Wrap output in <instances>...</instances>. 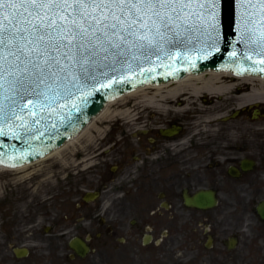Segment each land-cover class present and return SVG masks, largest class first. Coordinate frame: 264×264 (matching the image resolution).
<instances>
[{
    "label": "rangeland",
    "instance_id": "obj_1",
    "mask_svg": "<svg viewBox=\"0 0 264 264\" xmlns=\"http://www.w3.org/2000/svg\"><path fill=\"white\" fill-rule=\"evenodd\" d=\"M205 98L203 93L189 105L178 99L160 110L140 96L127 97L112 110L131 108L132 121L120 115L103 119L97 123L103 131L94 130V139L83 138L75 150L23 171L1 169L0 264H264V225L251 212L226 210L225 201L209 210L184 205L183 187L193 192L213 184L212 177L171 187L167 170L157 179L149 171L143 178L136 171L138 151L151 136L149 125V131L140 130L142 118L150 125L155 115L177 122L192 118L188 138L207 156L205 146L229 143L231 120L225 117L231 115L233 95L216 97L215 104ZM221 162L224 170L231 164ZM241 182L224 176L220 187L240 188ZM249 188L264 197V179ZM87 191L102 194L86 203ZM87 235L93 237L91 253L72 258L70 240ZM17 247L28 248L29 255L17 257Z\"/></svg>",
    "mask_w": 264,
    "mask_h": 264
},
{
    "label": "snow or ice",
    "instance_id": "obj_2",
    "mask_svg": "<svg viewBox=\"0 0 264 264\" xmlns=\"http://www.w3.org/2000/svg\"><path fill=\"white\" fill-rule=\"evenodd\" d=\"M221 3L0 0V136L13 129L20 138L15 130L31 132V125L64 109L79 110L76 101L87 103L89 88L127 82L130 75L117 74L131 73L133 65L143 74L154 71L141 67L153 58L186 60L176 51L182 46L202 45L197 51L203 58L218 53ZM233 5L237 43L244 48L230 59L249 61L253 67L244 72L264 73V0Z\"/></svg>",
    "mask_w": 264,
    "mask_h": 264
},
{
    "label": "water",
    "instance_id": "obj_3",
    "mask_svg": "<svg viewBox=\"0 0 264 264\" xmlns=\"http://www.w3.org/2000/svg\"><path fill=\"white\" fill-rule=\"evenodd\" d=\"M220 43L219 52L213 53L209 58H203L202 54L197 51L202 45L196 44L185 45L177 48L176 51L187 59H177L175 61L161 57L159 60L153 58L152 62H144L141 64L143 68H154L152 72L140 73L139 68L133 65L131 73L117 74L125 77L131 76L127 82L116 84L111 88L100 89L99 91L89 88L93 94L88 98L87 103L79 104L77 109H64L59 115L49 116L41 121L39 125H31L33 131H20V138L13 135V129H5L6 135L0 136V164L2 167L11 166L18 167L25 164L36 162L45 156L49 155L55 149L64 145L70 139L79 136L83 130L97 117L111 101L136 91L147 85H160L175 82L184 77L193 74L198 75L207 72H230L237 76H252L264 78V73L244 72V68H252L253 65L249 61L239 60L233 61L230 59V53L236 49L240 51L244 48L243 45L237 43L238 32L236 30V19L233 0H222L220 9ZM260 57H254L259 59ZM193 64L195 65L193 67ZM264 67V65H259ZM242 73V74H241ZM61 116L64 117L61 120ZM70 117V118H69ZM56 127L53 128L52 125ZM178 128L163 129L165 135H173L178 132ZM41 133H43L41 135ZM36 136L37 139L32 137ZM14 165V166H13ZM101 195L100 191H87L83 200L92 202L98 199ZM185 203L189 206L207 209L217 205L215 192L211 189L198 190L193 195L185 192ZM258 212L264 218V201L258 207ZM49 230V227L46 228ZM91 236L86 238L75 236L70 240V246L76 254L86 257L91 246L89 240ZM29 249L26 247L15 248V253L18 257L29 255Z\"/></svg>",
    "mask_w": 264,
    "mask_h": 264
},
{
    "label": "flooded vegetation",
    "instance_id": "obj_4",
    "mask_svg": "<svg viewBox=\"0 0 264 264\" xmlns=\"http://www.w3.org/2000/svg\"><path fill=\"white\" fill-rule=\"evenodd\" d=\"M241 92L234 93L231 115L225 117V120L229 118L231 120L232 139L226 145L218 143L205 146L204 149L209 151L208 156L204 155L200 146L191 145L188 138L190 131L188 126L192 122V118L184 117L182 121L177 122L173 117L164 119L161 115H155L151 125L142 118L140 130L145 132L148 130L145 126L149 125L151 136H149L147 144H143L138 151L136 171L142 178L149 171L152 177L157 179L161 178L164 171L167 170L168 185L171 187L182 186L181 181L198 180L210 176L213 178V184L200 187L193 192L188 186L183 187L184 205L188 206L185 203V192L193 195L198 190L211 189L215 192L218 202L216 206L207 209L188 207L209 210L218 207L225 201L226 210L249 211L256 217L260 225H264V218L258 212V207L264 201V197L259 199L257 192L249 188L257 180L264 179V100L242 101L237 97ZM168 128H178L179 130L173 135L163 134L162 130ZM143 141L141 137L140 142L143 143ZM221 161L231 164L224 170ZM209 168L214 171L207 175ZM224 176L237 181L242 180V187L222 189L220 185ZM221 193H224L225 197ZM167 204L172 208L177 207V203L171 200H168ZM108 230L110 231L109 228ZM150 238L151 236L147 240Z\"/></svg>",
    "mask_w": 264,
    "mask_h": 264
},
{
    "label": "bare ground",
    "instance_id": "obj_5",
    "mask_svg": "<svg viewBox=\"0 0 264 264\" xmlns=\"http://www.w3.org/2000/svg\"><path fill=\"white\" fill-rule=\"evenodd\" d=\"M230 72H207L198 75L190 74L179 81H175L167 84L160 85H148L142 87L132 93L126 94L118 99H115L108 103L105 109L94 118V120L79 134V136L74 137L67 141L61 147L55 149L49 155L44 158L33 162L31 164H26L21 167L11 168L0 165L1 169H18V171H23L27 169L30 165L41 162L47 158L54 156H61L62 153L73 147V150L77 149L81 140L86 138L88 140H93V131H103L102 128L97 127L98 121L103 119H112L116 115H120L126 118L128 121L134 119L133 110L131 108H122L118 110H112V105L118 103L119 101H125L127 97L140 96L147 100V104L151 103L156 109L163 110L169 107L170 104L175 105V101L179 99L177 103L189 105L190 103H195V98L201 96L203 93L207 95L205 101L211 103H216V97L224 96L225 94L234 95L236 91H242L237 97L242 101H253V100H264V78L259 77H240V78H224L225 76H231ZM149 89H155L153 94H148ZM194 99V100H193ZM139 106H143V101H138Z\"/></svg>",
    "mask_w": 264,
    "mask_h": 264
}]
</instances>
